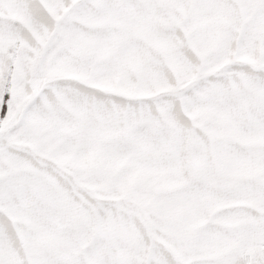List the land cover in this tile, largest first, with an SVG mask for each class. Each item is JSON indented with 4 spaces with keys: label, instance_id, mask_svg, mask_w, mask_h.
<instances>
[{
    "label": "snow or ice",
    "instance_id": "snow-or-ice-1",
    "mask_svg": "<svg viewBox=\"0 0 264 264\" xmlns=\"http://www.w3.org/2000/svg\"><path fill=\"white\" fill-rule=\"evenodd\" d=\"M0 264H264V0H0Z\"/></svg>",
    "mask_w": 264,
    "mask_h": 264
}]
</instances>
